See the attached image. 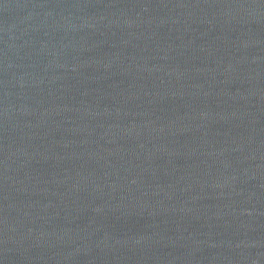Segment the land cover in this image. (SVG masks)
I'll return each instance as SVG.
<instances>
[{
  "label": "water",
  "instance_id": "95a60500",
  "mask_svg": "<svg viewBox=\"0 0 264 264\" xmlns=\"http://www.w3.org/2000/svg\"><path fill=\"white\" fill-rule=\"evenodd\" d=\"M0 264H264V0H0Z\"/></svg>",
  "mask_w": 264,
  "mask_h": 264
}]
</instances>
